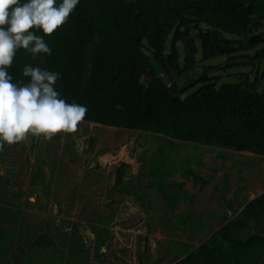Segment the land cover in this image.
<instances>
[{
  "label": "trees",
  "instance_id": "16d2710c",
  "mask_svg": "<svg viewBox=\"0 0 264 264\" xmlns=\"http://www.w3.org/2000/svg\"><path fill=\"white\" fill-rule=\"evenodd\" d=\"M263 23L264 0H80L68 22L51 36L34 29L35 34L44 36L51 55L40 53L34 58L20 49L8 71L13 82L25 83L30 81L22 71L26 64L61 73L56 90L68 103L85 105L88 111L84 118L88 121L191 140L209 146L218 156L222 153L232 157L227 149L264 154V31L257 30ZM187 24H193L198 31L196 37L202 44L204 62L227 55L226 68L254 65L255 76L251 79L249 72L238 73L237 80L219 82L221 74H212L219 66L203 64L204 70L190 84L200 83L195 91L183 95L190 85L173 91L166 74L173 81L186 76L179 65L178 42L185 40ZM226 33L244 36L235 41ZM189 46L186 43L190 62ZM249 49H255L254 53L237 54ZM240 57L245 59L240 61ZM189 62L186 67L193 64ZM16 144L24 147L23 141ZM214 169L208 165L201 174L191 168L198 177L195 183L201 180L200 187H204L211 182ZM146 174L148 182L129 181L126 186L134 189L146 206L148 188L144 194L137 190L143 184L150 188L156 182L159 193L152 192L153 199L164 195L171 205V195H186L170 188L174 182L166 178L169 169L156 167ZM39 176L35 174L32 182ZM121 181L120 172L118 182ZM176 183L183 184L182 180ZM218 185L215 182L214 186ZM34 187L30 188L33 193L40 188L46 192L55 190L50 183ZM245 197L246 194L238 199L239 206ZM156 201L153 208L159 206ZM245 202L236 215L175 264H264V190ZM31 215L32 212L18 208L16 218L23 220L21 231L30 229L26 216ZM100 220L108 223L110 219L101 215ZM95 233L96 255L105 261L106 250L102 247L109 245L111 229L107 224L98 225ZM31 236L27 234L28 238ZM69 240L64 236L62 242L70 244ZM54 243L44 231L33 239L34 245L45 248H52ZM20 257L17 252L13 258Z\"/></svg>",
  "mask_w": 264,
  "mask_h": 264
},
{
  "label": "rangeland",
  "instance_id": "374dc122",
  "mask_svg": "<svg viewBox=\"0 0 264 264\" xmlns=\"http://www.w3.org/2000/svg\"><path fill=\"white\" fill-rule=\"evenodd\" d=\"M201 24L207 27L205 22ZM257 30L264 31V23ZM197 32L193 24L189 25L187 36L194 38L197 53L188 67L190 52L185 40L178 42L179 65L186 72L183 77L187 79L191 74L198 79L203 64L219 66L212 70L213 75L221 74L219 82L237 80L238 73L249 72L251 79L255 76L254 65L226 68L227 55L204 62ZM249 34L246 32V36ZM226 35L235 41L244 36ZM171 40L172 32L169 47ZM254 51L241 50L237 54ZM244 59L240 57V61ZM166 80L174 84L168 74ZM199 85H190L183 95L192 93ZM23 142L22 148L5 143L0 149V264H175L236 215L245 201L264 190V154L248 150L227 149L233 156L221 153L219 157L205 144L85 118L74 133L59 132L50 140L29 134ZM120 164L125 165L118 168ZM208 165L215 166L214 176L200 187L201 180L194 181L198 179L195 171L203 174ZM156 167L162 171L169 169L166 178L174 182L170 188L186 193L171 195L172 205L163 194L153 199L151 193H159L156 182L150 188L147 183V187L145 184L137 187L142 194L148 188L147 206L134 189L126 187L129 181L148 182L146 173ZM120 172L122 181L118 182ZM38 173L40 176L33 183V176ZM178 180L183 184L178 185ZM43 183H50L55 190L31 191L30 188ZM245 194L239 206L238 199ZM156 200L159 206L153 208ZM18 208L32 212L26 216L31 225L26 232L21 231L23 220L16 218ZM101 215L108 217L109 222L100 220ZM104 224L111 229L109 245L102 247L106 250L105 261L95 251L98 242L95 227ZM41 231L55 240L52 248L33 244ZM64 236L73 239L70 244L62 242ZM17 252L21 257L14 260Z\"/></svg>",
  "mask_w": 264,
  "mask_h": 264
},
{
  "label": "clouds",
  "instance_id": "9594fccd",
  "mask_svg": "<svg viewBox=\"0 0 264 264\" xmlns=\"http://www.w3.org/2000/svg\"><path fill=\"white\" fill-rule=\"evenodd\" d=\"M80 0H0V149L25 141L29 134L45 139L59 133H74L88 111L85 105L61 98L56 84L59 72L26 64L23 75L30 81L13 82L8 69L17 51L34 58L52 54L42 30L51 36L66 24Z\"/></svg>",
  "mask_w": 264,
  "mask_h": 264
},
{
  "label": "water",
  "instance_id": "95a60500",
  "mask_svg": "<svg viewBox=\"0 0 264 264\" xmlns=\"http://www.w3.org/2000/svg\"><path fill=\"white\" fill-rule=\"evenodd\" d=\"M186 33L187 35H190L189 33V24L186 25ZM194 41V38H189V36L186 37L185 42L190 44V49H191V61L190 64L193 63V58H194V51H196L197 47L195 44L192 45V42ZM191 79L190 81H188V83L186 85H188L189 83H191ZM186 82V78L185 77H181L179 81L174 80L173 81V91L177 92V90L179 89V87H181L184 83ZM231 212V211H230Z\"/></svg>",
  "mask_w": 264,
  "mask_h": 264
},
{
  "label": "bare ground",
  "instance_id": "6f19581e",
  "mask_svg": "<svg viewBox=\"0 0 264 264\" xmlns=\"http://www.w3.org/2000/svg\"><path fill=\"white\" fill-rule=\"evenodd\" d=\"M188 82H185L181 87L182 88H184L185 86H188V85H190V84H188V85H186ZM180 88V87H179ZM178 91V90H177ZM123 151H121V153H122ZM106 156H108V154H105Z\"/></svg>",
  "mask_w": 264,
  "mask_h": 264
},
{
  "label": "flooded vegetation",
  "instance_id": "af4514ba",
  "mask_svg": "<svg viewBox=\"0 0 264 264\" xmlns=\"http://www.w3.org/2000/svg\"><path fill=\"white\" fill-rule=\"evenodd\" d=\"M187 37V36H186ZM186 40V39H185ZM178 66V65H177ZM187 79L189 80V79H196V78H194V77H192V75L190 74L189 76H187ZM186 82H188L187 80H186Z\"/></svg>",
  "mask_w": 264,
  "mask_h": 264
}]
</instances>
